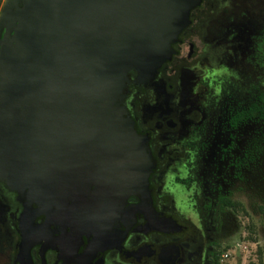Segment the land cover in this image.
<instances>
[{
	"label": "water",
	"instance_id": "water-1",
	"mask_svg": "<svg viewBox=\"0 0 264 264\" xmlns=\"http://www.w3.org/2000/svg\"><path fill=\"white\" fill-rule=\"evenodd\" d=\"M200 2L0 0V177L63 209L90 185L148 197L124 87L154 76Z\"/></svg>",
	"mask_w": 264,
	"mask_h": 264
},
{
	"label": "flooded vegetation",
	"instance_id": "flooded-vegetation-1",
	"mask_svg": "<svg viewBox=\"0 0 264 264\" xmlns=\"http://www.w3.org/2000/svg\"><path fill=\"white\" fill-rule=\"evenodd\" d=\"M202 14L201 4L191 10L189 24L172 45L173 53L150 80L139 79L135 71L128 73L120 104L137 134L146 138L151 162L148 197L140 193L121 196L117 187L113 192L99 187L98 193L90 185L83 205L69 200L63 209L52 205V199L40 197L38 190L29 196L27 190L14 189L0 177V264L216 263V245L209 241L203 216L210 200L202 193L204 186L212 185L207 173L214 121L208 117L209 109L197 108L189 111L201 116L194 112L184 124L170 106L181 90V72L197 69L205 59L195 42L196 37L200 39ZM204 72L201 69L199 76ZM199 86L202 97L207 85L201 81ZM261 96L264 93L244 108L227 110L225 127L234 131L248 122L264 121L243 114L259 106ZM176 136L181 145L168 147L172 141L175 144ZM180 165L185 168L184 176L175 172L168 183L165 172ZM182 183L189 189V202L183 204L175 195ZM225 198L218 196L221 203Z\"/></svg>",
	"mask_w": 264,
	"mask_h": 264
},
{
	"label": "rangeland",
	"instance_id": "rangeland-1",
	"mask_svg": "<svg viewBox=\"0 0 264 264\" xmlns=\"http://www.w3.org/2000/svg\"><path fill=\"white\" fill-rule=\"evenodd\" d=\"M200 4L201 34L195 42L205 59L200 67L192 65L197 69L181 72V90L170 106L188 110H173L184 124L194 112L201 116L189 111L197 108L209 109L208 117L214 121L207 173L212 185L204 186L202 193L210 200L203 216L209 241L216 245L215 264H264V121H251L234 131L225 127L229 111L246 107L264 93V0H201ZM207 63L214 68L208 69ZM201 69L205 72L199 76ZM199 80L207 85L202 97ZM174 138L175 144L172 141L168 147L181 145L180 137ZM175 172L184 176V166L165 172L168 183ZM175 195L182 204L189 202L185 184ZM220 195L228 198V204L218 200Z\"/></svg>",
	"mask_w": 264,
	"mask_h": 264
},
{
	"label": "trees",
	"instance_id": "trees-1",
	"mask_svg": "<svg viewBox=\"0 0 264 264\" xmlns=\"http://www.w3.org/2000/svg\"><path fill=\"white\" fill-rule=\"evenodd\" d=\"M255 108H258V111H254ZM243 114H245L246 116H254V115L256 116L257 115L261 118H264V97L263 96L260 97L259 106L254 105L248 111H245ZM242 115L240 114L239 116H237V118L241 117ZM222 202L224 204H228L229 200H228V198H225L222 200ZM215 259L217 260V257Z\"/></svg>",
	"mask_w": 264,
	"mask_h": 264
}]
</instances>
